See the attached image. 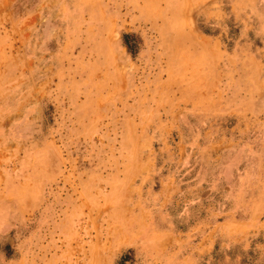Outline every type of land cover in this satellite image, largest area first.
Listing matches in <instances>:
<instances>
[{
	"label": "rangeland",
	"instance_id": "1",
	"mask_svg": "<svg viewBox=\"0 0 264 264\" xmlns=\"http://www.w3.org/2000/svg\"><path fill=\"white\" fill-rule=\"evenodd\" d=\"M0 264H264V0H0Z\"/></svg>",
	"mask_w": 264,
	"mask_h": 264
}]
</instances>
